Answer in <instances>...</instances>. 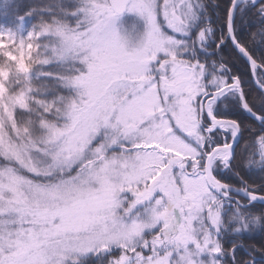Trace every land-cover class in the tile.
<instances>
[{
	"label": "snow or ice",
	"instance_id": "1",
	"mask_svg": "<svg viewBox=\"0 0 264 264\" xmlns=\"http://www.w3.org/2000/svg\"><path fill=\"white\" fill-rule=\"evenodd\" d=\"M0 264H264V0H0Z\"/></svg>",
	"mask_w": 264,
	"mask_h": 264
}]
</instances>
